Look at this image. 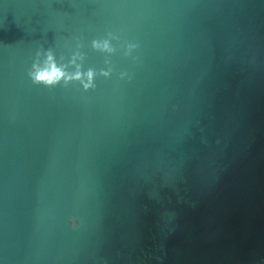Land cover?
I'll return each instance as SVG.
<instances>
[{"label": "water", "instance_id": "95a60500", "mask_svg": "<svg viewBox=\"0 0 264 264\" xmlns=\"http://www.w3.org/2000/svg\"><path fill=\"white\" fill-rule=\"evenodd\" d=\"M0 264H264V0H0Z\"/></svg>", "mask_w": 264, "mask_h": 264}, {"label": "clouds", "instance_id": "9594fccd", "mask_svg": "<svg viewBox=\"0 0 264 264\" xmlns=\"http://www.w3.org/2000/svg\"><path fill=\"white\" fill-rule=\"evenodd\" d=\"M53 75L58 77L60 75V73L59 72H55V73H53ZM38 79L41 80V81H45V80L48 81V82L52 81V77L51 76H47L46 77V76L41 75V76L38 77Z\"/></svg>", "mask_w": 264, "mask_h": 264}]
</instances>
